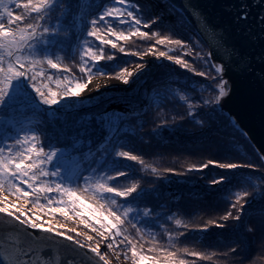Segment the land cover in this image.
<instances>
[{
    "label": "snow or ice",
    "instance_id": "6c2138e0",
    "mask_svg": "<svg viewBox=\"0 0 264 264\" xmlns=\"http://www.w3.org/2000/svg\"><path fill=\"white\" fill-rule=\"evenodd\" d=\"M75 2L77 11L74 13L72 0H24V2L0 0V141L9 138L14 140V143L0 147V264H89L92 256L102 264H110L108 253L101 252L102 244L117 259L120 257L119 246L125 245L127 251H124V258L129 259L128 251H130L132 264H162L160 256H149L137 251L136 244L126 234L127 229L123 227L125 222L132 223L134 218H131V214L136 210L130 205L132 201H140L144 189L139 181L129 186H119L120 178H127L130 175L127 171L130 165L123 164L122 161H139L141 165H144V161L131 151L122 150L125 145L119 139V127L108 119L106 111L95 117L86 116L77 119L75 121L77 130L71 135H65L57 145L52 144L51 141L45 144L36 131H25L18 127L17 117L22 113L36 110L44 112L46 118L55 117L54 106L59 108L63 105L66 108L64 101L81 97L92 81L93 69H99L101 61L114 60V56L106 55L104 49L107 45L117 49L118 44L111 38L105 39V35L115 36L116 41L128 40L133 36L147 39L149 32L142 29H151L162 20L159 15L145 18L144 6L137 0H101L100 4H95V11H92L93 0H75ZM12 4L16 9H23V12L14 14L9 7ZM53 10L59 11V17L55 24H50ZM246 19V12H242L237 17V21ZM64 20H68V23L65 24ZM260 20L264 23V16L260 17ZM122 25H127L126 31L118 30ZM69 33L74 39L69 38ZM151 35L159 37L158 32H152ZM74 41L78 42L82 50L79 72L86 75V80L81 81L70 75H64L62 80L59 77L54 79L48 70L55 69L57 72L70 73L71 69L63 65L59 57L53 58V48L61 46L71 50L75 46ZM195 43L201 44L199 40ZM155 44L175 46L169 47L167 52L159 51L158 58L166 57L176 65L192 71L197 76L211 79L215 83V88H212V84L208 85L216 93L214 99L189 102L188 117L196 115L191 111L196 106L203 108L213 105L211 112L215 113V106L220 105L230 91L228 81L223 79L225 70L223 63L213 61L211 52L207 54V58L196 52L195 59L203 61L215 72L216 75L210 76L209 72L192 68L182 56L169 55L178 48L183 55L192 56L193 45L187 41L163 36L157 38ZM94 45L97 47L96 51L93 50ZM154 47L155 45L150 47L143 55L149 53L155 55ZM119 52L125 53V48L120 46ZM233 54L235 55L234 50ZM235 62L241 72L252 71L250 61L243 55H237ZM144 67L145 65L138 64L134 70L124 68L117 73L116 79L128 84L130 78L134 74L138 75ZM257 75L264 80V75L260 73ZM53 83L56 85L55 89L50 86ZM96 90H99V86ZM164 98L160 97V99ZM179 99L187 101L188 97L181 94ZM211 122L210 114L196 121L202 128L210 126ZM232 124L236 126L235 121H232ZM166 126V123H162L153 131L158 133L159 128ZM13 131H24L25 134L13 137ZM93 134L100 137L95 148ZM85 146L87 149L85 155L93 157V162L102 166L100 171L91 168L95 178L85 176L80 171L81 151ZM260 159L264 161V154ZM104 165H107L114 175L101 174ZM210 166L222 170L257 167L252 163L209 159L199 166L191 165L189 171H202ZM152 171L155 173L156 169L153 168ZM227 179L228 177L221 175L212 178L209 184L219 185ZM80 180L84 181L83 188L79 187ZM242 180L250 184L253 191L245 190L236 194V199L231 204L236 215L229 211L220 218L223 223L209 221L199 229L200 231L206 232L209 226L224 228L229 219L241 221L245 207L250 202L249 197H254L259 191L254 178L244 177ZM261 180L264 181V177ZM78 191L81 194L91 193L97 201V206H86L81 196L77 195ZM53 193L56 195H52ZM10 196L14 199L10 200ZM118 198L123 199L124 203L118 204ZM42 200L46 203H42ZM34 209L39 210L43 215L59 213L66 220L78 217L79 223L91 233H95V236L78 231L77 228H67L65 224H54L52 220H44L41 214L33 211ZM45 209H49L50 212H44ZM84 215H88L87 220L84 219ZM150 215L151 210L145 209L143 216ZM176 223L180 224V221L177 220ZM132 227L142 236V230L137 228L136 224L133 223ZM235 227L238 229L239 223ZM248 231L252 229L249 228ZM118 237L122 238L117 242ZM152 239L155 240L154 235ZM172 239L173 237L169 236V244L175 248L171 243ZM234 243H239V237ZM61 249H63V261ZM236 250L235 247L230 248V252ZM156 251L162 254L163 264H189L187 260L178 256V252L181 251L204 260L212 258L211 255L200 252H189L188 248L172 251L168 247H161ZM228 254L224 253V255Z\"/></svg>",
    "mask_w": 264,
    "mask_h": 264
},
{
    "label": "trees",
    "instance_id": "16d2710c",
    "mask_svg": "<svg viewBox=\"0 0 264 264\" xmlns=\"http://www.w3.org/2000/svg\"><path fill=\"white\" fill-rule=\"evenodd\" d=\"M24 2V0H20ZM144 6L145 18L151 17L147 5L144 1L137 0ZM73 12L77 11L76 2L72 0ZM101 0H93L92 11H95V4H100ZM14 14H21L23 9H16L15 5H10ZM162 12H168L173 20L169 23H160L154 25L151 29H145L149 32V38L144 39L138 36L130 37L128 40H119L117 49H112L110 45L105 46V54L113 55V61H101L99 69H93V75H106L116 77L117 73L126 66L135 62L132 53H145L150 47L155 45L153 51H168L169 45H156L155 41L159 37L169 36L172 39H182L193 45V55H183L180 49L169 53L173 56H182L197 71L209 72L210 76L216 75L213 70L205 65L203 61L195 59V53L199 52L206 57V49L203 43L191 32L189 26L184 22L180 14L163 3ZM59 17V11L53 10L49 23L55 24ZM70 19V18H69ZM65 24L68 20L63 21ZM118 30H127V25L118 27ZM152 32H158L159 37L151 35ZM114 37V36H112ZM63 38V37H61ZM69 38H73L69 33ZM105 35V39H108ZM74 39V38H73ZM199 40L201 44L195 42ZM98 44V42H97ZM74 47L66 50L61 46L53 48V58H60L63 65L71 69L70 73L57 72L55 69L48 70L49 74L59 77L61 80L64 75L74 76L76 79L84 81V74L79 72L81 65L78 53V42L74 41ZM125 48V53L119 52V47ZM93 50L97 47L94 45ZM45 67H47L45 65ZM153 74L148 81L143 84L144 90L149 92L150 97L145 106H140L139 100L132 98L129 101V112L121 114L114 111H108V119L118 125L119 139L125 145L122 150H129L144 161L141 165L139 161H122L123 164L130 165L127 171L130 175L127 178H120L119 186H129L131 183L139 181L144 189L140 201H132L131 207L136 211L131 214L132 223L125 222L123 225L127 229V235L136 244L137 251L149 256H160L163 264L162 254L156 251L161 247H168L169 250L188 248L189 252H200L204 255H211L210 260L201 259L198 256L178 252V256L187 260L189 264H264V163L254 152L244 135L238 131L230 122L229 118L216 106L215 113L211 112L213 105L208 107H193L191 111L196 114L194 117H188V103L199 100H212L215 97V83L211 79L195 75L194 78L169 71L165 66H155ZM212 84V88L208 85ZM53 89L56 85H50ZM203 86V87H201ZM186 95L187 101H181L180 95ZM160 97H165L160 99ZM99 103H95L88 108L74 111H63L55 108L56 116L46 118L44 112L29 110L18 115V127L26 128L23 120L35 118L31 125L33 130L41 135V140L47 144L51 141L57 145V142L63 140L65 135L73 134L77 129L75 121L81 117L98 116ZM212 115V122L208 127H201L196 123L197 120ZM58 117V119H57ZM44 121L41 123L40 121ZM166 123V127L159 128L158 133L153 129L160 124ZM95 125V120H93ZM169 130V131H167ZM197 131L196 133H194ZM20 132V131H18ZM13 131L12 136L18 134ZM87 139V137L85 138ZM100 137L93 134V147L99 142ZM14 143L12 138L0 141V147ZM47 150V148H46ZM87 149L81 151L80 171L85 176H92L91 168L101 170V165L93 162V157L86 156ZM98 159V158H97ZM219 160L221 162H237L242 164L252 163L257 167L239 168L236 170H222L216 167H209L202 171H189L193 164L199 166L207 160ZM156 172L153 173L152 169ZM171 169L172 171H168ZM111 173L107 165L103 166L101 174ZM183 173V174H180ZM226 176L228 179L216 188L188 187L182 183H169L167 179L174 178L184 183H192L199 180L208 183L212 178ZM254 178L256 188L259 190L254 197H249L250 203L245 207L244 215L241 221L236 222L232 219L226 222V227L219 228L209 226L208 230L201 236L197 235L195 230L202 228L209 221H220V218L227 212L236 211L231 208V204L236 199V194L242 191H253V187L244 183L242 178ZM77 187V185H73ZM79 187H84V181H79ZM171 187L173 192H167L166 188ZM52 195H55L54 193ZM86 205L97 206V201L91 193L77 192ZM107 199V198H106ZM130 199V198H129ZM45 203L46 201H41ZM103 203V201H100ZM123 199L118 198V204H123ZM145 209L151 210L149 217H144ZM54 213L53 216H58ZM105 214H107L105 212ZM171 217V219H169ZM79 219L78 217H75ZM179 220L180 224L176 221ZM68 223L74 224L71 220ZM223 223V221H220ZM142 230V236L137 234L136 228ZM239 223L237 229L235 225ZM78 225V224H74ZM187 225V227H185ZM251 228L252 231H248ZM184 233V235H180ZM153 235L155 240L152 239ZM169 236H172V248L169 244ZM239 237V243H234ZM122 237L117 238V242ZM129 248L131 245L128 246ZM235 247L236 252H230V248ZM152 249V251H149ZM120 259L125 260V245H120ZM215 253V255H213ZM224 253H229L224 255ZM131 261V252L128 251Z\"/></svg>",
    "mask_w": 264,
    "mask_h": 264
},
{
    "label": "water",
    "instance_id": "95a60500",
    "mask_svg": "<svg viewBox=\"0 0 264 264\" xmlns=\"http://www.w3.org/2000/svg\"><path fill=\"white\" fill-rule=\"evenodd\" d=\"M149 1V0H139ZM184 18L192 32L203 43L212 60L223 63V79L228 81L229 94L216 106L240 131L254 152L264 154V0H164ZM244 5L246 7L242 8ZM242 12L246 20L237 21ZM235 51V55L233 54ZM250 61L251 72H241L236 56ZM207 57V55H206ZM120 95L105 97L97 112H129V102ZM146 104L140 103V106ZM23 125H31L24 119ZM233 125V124H232ZM246 134V135H245ZM264 163V161H263ZM63 261V249H61ZM89 264H102L92 256Z\"/></svg>",
    "mask_w": 264,
    "mask_h": 264
},
{
    "label": "rangeland",
    "instance_id": "374dc122",
    "mask_svg": "<svg viewBox=\"0 0 264 264\" xmlns=\"http://www.w3.org/2000/svg\"><path fill=\"white\" fill-rule=\"evenodd\" d=\"M144 3L147 5L148 12L150 14H152V16L159 15V16L162 17L161 23H166V22L169 23L170 21L173 20L172 15L170 13H168V12H162L163 11L162 10L163 3H166L164 0H163V2H161L160 0H149V1H146ZM170 7L173 8L174 10H176L174 7H172V6H170ZM180 16L182 17L181 14H180ZM182 19L184 20L183 17H182ZM184 22L186 23L185 20H184ZM142 31H146V30L145 29H142ZM191 32H192V30H191ZM110 38L113 39V41H115V36L114 37H110ZM81 52H82V50L78 46V53H79V56H80V61H81ZM158 52L159 51H153V53H156L155 55L152 54V53H149L147 55H143V53L141 55H133V57L135 58V62L132 63L131 65L126 66L125 68H128V69L129 68H136V65H138V64H143V65H145V67H144V69L138 75L137 74H134L133 77H131L130 83H129V86H128L131 89V91L125 92L124 94H120V96L123 97L122 99L124 101L129 102L128 100H130L132 98H135V99L139 100L140 103L146 104L148 102L149 97H150V94H149V92H145L143 94V92L145 91L143 89L144 88L143 87V84H144L143 82L148 81L149 77H151V75L154 72L153 70H156L155 66L162 65V66H165L171 72H175L177 74H182V75H185V76L191 77V78H194L195 77V75H194V73L192 71H189L187 69H184V68L176 65L173 61H169L166 57L158 58ZM93 76H95V75H93ZM103 76H106V75H103ZM86 78L87 77L84 74V80H86ZM114 78H116V77H114ZM52 85H55V83H53ZM141 90H142V92H141ZM95 100L96 99H93V100H91L88 103H83V102H76L73 99H69V100H66V101L63 102L65 104L66 108H64L63 105H62V106L59 107V109L60 110H63V111H67V110L74 111V110H78V109H84V108H88L91 105H93L95 103ZM99 102H101V100L98 101V103ZM34 121H35V118L34 119H31V121H30L31 122V125L34 124ZM25 127L26 128H23L25 131H30L29 129H27L29 127L28 125L25 126ZM167 131H169V130H167ZM196 132L197 131H195L194 133H196ZM24 134H25L24 131H20V132H18L17 135L23 136ZM167 181L169 183H175V182L176 183H182V184H185V186H188V187H201V188L205 187V188H209V189L210 188L212 189V188H216L217 187V185L212 186V185L209 184V182L208 183H204V182H201L199 180H195L192 183H184L182 181H177L174 178H169V179H167ZM166 191L167 192H173V190H172L171 187H167L166 188ZM172 194L173 195H176L174 192ZM9 199L10 200H13L14 198L10 196ZM249 201H251V200H249ZM17 203H19V202H17ZM36 212H37V214H41L42 215V219H44V220H52V222L54 224H56V223L65 224L67 228H77L78 231L86 232L88 234H91V235L95 236V233H91L90 230L87 229V228H85L83 225H81L79 223V221H76V220H73V219L71 220V221L74 222V224H78L76 226V225H74L72 223H68V222L67 223H64L65 222V218L62 217V216H60L59 213L57 214V215H59V217L58 216L55 217V216H53V214H51L50 215L51 217H53V218L55 217L53 219V218H51L48 215H43V213H41L40 211H36ZM44 212H50V210L49 209H45ZM84 219L87 220L88 219V215H84ZM89 222L92 223V221H89ZM96 226L98 227L99 225H96ZM199 229L200 228L196 229L195 232H196L197 235L201 236L202 234L205 233V231H200ZM81 239L83 240V237H81ZM101 252L108 253V257L107 258L113 264H116L117 262H126V263H129V264H132V262L127 261V260H122L120 258L117 259L116 256L112 252H110L103 244L101 245Z\"/></svg>",
    "mask_w": 264,
    "mask_h": 264
},
{
    "label": "bare ground",
    "instance_id": "6f19581e",
    "mask_svg": "<svg viewBox=\"0 0 264 264\" xmlns=\"http://www.w3.org/2000/svg\"><path fill=\"white\" fill-rule=\"evenodd\" d=\"M160 1L163 2V0H160ZM134 69L135 68H129V70H134ZM224 78H225V76H224ZM143 83L145 84L146 81ZM97 86H99L98 91L96 90ZM128 86H129V83L124 84V83H122L121 80H118L114 77L96 76L95 75V76H93L91 83L88 84L87 89L85 91H83L81 97L77 98V99H73V100L76 102L88 103L91 100L96 99L95 103H97L98 101H100L101 99H103L105 97H110V96L118 95V94L120 95V94H124L125 92L131 91V89ZM141 92H142V90H141ZM145 92L146 91H144L143 94ZM110 264H113V263L110 262ZM116 264H129V263L117 262Z\"/></svg>",
    "mask_w": 264,
    "mask_h": 264
},
{
    "label": "built area",
    "instance_id": "2783aa9c",
    "mask_svg": "<svg viewBox=\"0 0 264 264\" xmlns=\"http://www.w3.org/2000/svg\"><path fill=\"white\" fill-rule=\"evenodd\" d=\"M31 119H33V118H32V117H31V118H30V117H29V118L27 117L26 120H27L28 122H30ZM28 122H27V123H28ZM30 123H31V122H30ZM28 126H29V127H28L27 129H29L30 131H33L32 126H31V125H28ZM29 207H30V206H29ZM34 211H35V209H34ZM36 211H39V210H36ZM50 215H51V214H49L48 216H50ZM50 217H51V216H50ZM51 218H53V217H51ZM54 218H55V217H54ZM54 218H53V219H54ZM73 220L79 221V219H77V218H74ZM64 223H67V222L65 221Z\"/></svg>",
    "mask_w": 264,
    "mask_h": 264
}]
</instances>
